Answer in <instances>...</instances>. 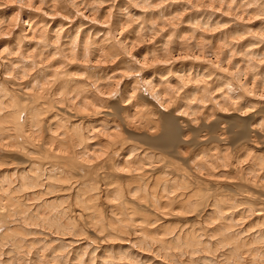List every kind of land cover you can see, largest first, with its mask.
<instances>
[{"label": "bare ground", "instance_id": "6f19581e", "mask_svg": "<svg viewBox=\"0 0 264 264\" xmlns=\"http://www.w3.org/2000/svg\"><path fill=\"white\" fill-rule=\"evenodd\" d=\"M0 264H264V0H0Z\"/></svg>", "mask_w": 264, "mask_h": 264}]
</instances>
